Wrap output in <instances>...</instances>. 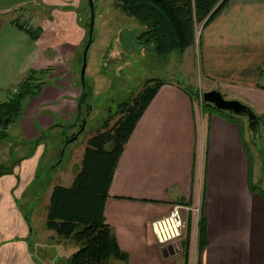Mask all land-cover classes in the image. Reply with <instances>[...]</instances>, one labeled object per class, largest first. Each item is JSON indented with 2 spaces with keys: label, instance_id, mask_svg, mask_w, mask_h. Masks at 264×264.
<instances>
[{
  "label": "crops",
  "instance_id": "obj_1",
  "mask_svg": "<svg viewBox=\"0 0 264 264\" xmlns=\"http://www.w3.org/2000/svg\"><path fill=\"white\" fill-rule=\"evenodd\" d=\"M39 1L48 16L37 26L28 21L43 29L33 39L10 16L18 3L0 0V97L31 70L53 68L0 143V164L11 169L0 176V264H52L50 245L66 251L61 262L68 264L74 252L67 251L78 247L46 227L54 186H71L75 171L67 177L61 171L49 185L39 172L59 167L61 151L76 142L66 140L79 130L80 103L84 108L80 71L90 6L88 0ZM199 39L186 50L199 65V91L189 89L192 98L180 82L166 81L119 159L104 213L129 259L111 264H264V201L250 188L243 121L200 104L204 91L217 89L264 112V0H230ZM175 204L190 207L188 228L178 242L161 245L151 223ZM197 207L206 227L201 248Z\"/></svg>",
  "mask_w": 264,
  "mask_h": 264
},
{
  "label": "trees",
  "instance_id": "obj_2",
  "mask_svg": "<svg viewBox=\"0 0 264 264\" xmlns=\"http://www.w3.org/2000/svg\"><path fill=\"white\" fill-rule=\"evenodd\" d=\"M116 1L124 13L145 27L138 36L139 42L153 45V50L159 58H168L175 52L183 54L194 45L196 26L201 24L203 29L209 25L230 0ZM14 22L25 29L33 39H38L42 35L43 29L40 26L33 28L28 21L19 22L18 18ZM52 70L53 68L31 70L18 84L15 93L10 92L6 98L0 97V143L8 137L10 126L22 115L25 99L40 93L46 77ZM165 83L166 81L160 78L148 79L137 93L130 94L119 103V117L115 122L111 124L113 118L110 115L103 121V129L97 130L96 134L88 138L81 165L75 170L72 185L54 186L48 206L46 227L54 230L62 238L72 239L79 246L69 258L68 264H111L113 259L125 261L129 259L128 253L119 247L113 229L106 222L105 203L125 145L147 107ZM182 88L193 98L191 90L183 86ZM92 89L93 86L86 79L82 103L87 111L83 113L80 103L77 117L81 121V126L67 138L68 143L76 141L85 130L86 126L83 127L86 122L85 116L92 110L86 98L91 95ZM194 94L198 95V92ZM202 105L212 106L205 101H202ZM212 107L219 113H227L237 119L234 117L237 114ZM258 118L261 123L263 116L258 115ZM63 152L64 150L61 154ZM262 153L264 159V150ZM250 161V188L260 193L264 200L263 188L253 179L254 158L251 154ZM10 170L7 165L0 164V176ZM205 236L206 227L201 212L200 248L205 243Z\"/></svg>",
  "mask_w": 264,
  "mask_h": 264
},
{
  "label": "rangeland",
  "instance_id": "obj_3",
  "mask_svg": "<svg viewBox=\"0 0 264 264\" xmlns=\"http://www.w3.org/2000/svg\"><path fill=\"white\" fill-rule=\"evenodd\" d=\"M93 1L95 5L94 42L88 51V59L94 62L92 66L94 67L96 80L94 79V94L92 92L86 98L87 102L91 104L92 111L85 116L86 127L84 132L80 134L74 144L68 146L62 153L60 166L52 167L49 171L47 167L40 169L39 179L47 185L54 179H60L58 175L61 171L67 177L68 174L70 175L71 172L76 170L77 165L74 161L87 138L96 134L97 130L103 129L102 123L110 115L113 118L111 121V124H113L119 117V103L130 94L137 93L146 80L160 78L169 82H180L187 89L198 90L200 86L198 81L199 65L191 51H186L183 54L175 52L168 58H159L153 50V45H145L138 40L139 34L145 27L135 18L124 13L117 6L116 0ZM3 2L7 4L14 3V5L18 3L10 16L19 17L22 21H32L33 26H37L48 16L39 0H3ZM85 11V18L89 21L90 7ZM201 31L202 25L198 24L196 26V41H198ZM103 55L107 57L104 58ZM91 72H93V68L86 73V79L92 84V80H90ZM224 96L232 99L227 93H224ZM83 109V113H85L87 111L86 106ZM254 111L257 115L263 116L259 129L260 146H257L251 139L247 117L241 115L234 117L238 121H243V144L254 158L253 179L264 190V159L262 153L264 150V112L259 113L260 111L256 109ZM79 122V126H81V121ZM42 213L40 214L42 215ZM41 224L45 225L44 220L41 221L40 225L34 223V226L35 228L40 227ZM71 242L68 243V248L71 247ZM77 248H74L73 251L70 249L67 252H75ZM45 251L46 255L49 253L54 264H63L61 258L66 251L63 252L62 248L50 245ZM38 252L39 250H37L36 255L43 258L44 255Z\"/></svg>",
  "mask_w": 264,
  "mask_h": 264
},
{
  "label": "water",
  "instance_id": "obj_4",
  "mask_svg": "<svg viewBox=\"0 0 264 264\" xmlns=\"http://www.w3.org/2000/svg\"><path fill=\"white\" fill-rule=\"evenodd\" d=\"M91 14L89 19V30H88V39L83 48L82 54V66H81V81L83 86V91L86 89V69L88 63V51L94 39V25H95V5L93 0H88ZM203 101L212 106L217 107L220 110L229 111L237 115L246 116L248 119V130L253 142L259 144L260 136V121L257 113L246 103L238 99H228L223 93L217 89L207 90L203 92ZM86 123V122H85ZM85 123L83 127H85ZM82 127V128H83Z\"/></svg>",
  "mask_w": 264,
  "mask_h": 264
},
{
  "label": "built area",
  "instance_id": "obj_5",
  "mask_svg": "<svg viewBox=\"0 0 264 264\" xmlns=\"http://www.w3.org/2000/svg\"><path fill=\"white\" fill-rule=\"evenodd\" d=\"M17 88L13 89L12 93H15ZM203 101V95H201V102ZM190 210V207L175 204L171 211L161 217L154 219L151 223L152 231L161 245L172 244L178 242L185 234L188 228V220L185 216V212ZM198 215V223L201 216V208H196Z\"/></svg>",
  "mask_w": 264,
  "mask_h": 264
}]
</instances>
